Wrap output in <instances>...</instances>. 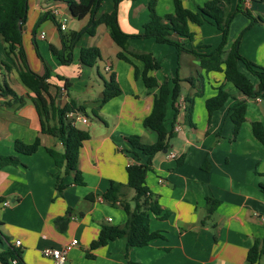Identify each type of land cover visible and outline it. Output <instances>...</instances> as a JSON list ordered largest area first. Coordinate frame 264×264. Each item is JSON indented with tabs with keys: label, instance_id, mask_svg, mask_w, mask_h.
Segmentation results:
<instances>
[{
	"label": "crops",
	"instance_id": "crops-1",
	"mask_svg": "<svg viewBox=\"0 0 264 264\" xmlns=\"http://www.w3.org/2000/svg\"><path fill=\"white\" fill-rule=\"evenodd\" d=\"M206 1L181 0V3L194 10ZM148 2H119L117 17L124 32H142L149 19ZM241 6L250 8L252 0H243ZM112 7L113 0H101L96 17L111 11ZM173 7V0H155V11L160 16L173 12ZM254 12L259 14L258 9ZM45 13L48 16L38 22ZM63 19L65 29L61 30L58 25ZM88 19L89 15L80 19L72 16L64 0H28L27 17L21 27L28 67L38 74L44 72L45 66L49 69L48 90L53 105L62 106L73 100L84 108V112H77L87 119L83 125L75 124L89 134L82 143L77 162L83 183H75L73 174L63 175L65 186L61 192L56 190L54 174H62V170L55 167L47 148L62 151L63 146L56 137L41 132V119L54 124L56 116L38 110L32 93L18 78L19 60L5 55V43L0 36V154L18 158L17 164L0 167V252L11 248L18 251V259L15 262L9 259V264H53L51 259L42 256L41 248L61 246L74 238L78 243L68 252L66 264H127L128 261L264 264V255L255 263L246 261L248 249L255 241L261 245L264 238V148L251 130L252 121H260L264 126V93L246 97L224 81L221 72H205L192 53H176L171 46L152 38H129L125 52L129 61L118 58L121 48L103 23L97 25L93 34L83 33L74 45L72 61L62 64L56 55L62 46L61 34L81 29ZM209 25L213 24L188 23L194 34L192 39L181 37L185 48L210 52L219 42L220 32L216 33L214 43L209 42L207 32L212 29ZM41 31L45 33L43 38L39 37ZM231 31L229 28L225 48L231 46L241 31L240 54L264 67V22L249 25V20L242 18L230 38ZM35 46L41 57L37 56ZM87 46H96L100 51L91 66L80 59V49ZM135 51L149 52L157 60L159 68L149 74L158 84L171 86L177 76L181 89L176 115L170 100L166 108L165 125L172 128L169 148L152 157V170L146 175L149 194L161 210L159 215L150 212L149 227L160 231L161 236L143 246H128L126 238L119 237L90 248L103 225L124 223L126 216L120 202L129 201L134 194L125 185L126 167L147 160L146 155L130 145L128 137L137 135L140 142L147 144L157 138L156 132L145 127L142 120L151 112L158 87L144 85L143 63L128 53ZM164 55L167 62L159 59ZM238 68L255 87L258 78L242 63ZM57 75L68 79V88ZM110 77L121 92L102 103L104 84ZM218 86L228 91L229 97L209 117L205 100L216 93ZM198 91L200 94L193 98L190 124L185 121L184 97ZM241 100L246 104L245 119L233 137L229 113ZM35 138L39 139V146L32 154L14 151L16 140L31 143ZM170 151L176 157H169ZM111 183L122 186L114 203L102 197ZM207 197L218 201L210 214L206 211ZM163 213L167 215L160 217ZM59 217L67 219L63 230L55 223ZM15 240L20 243L14 244ZM0 264L3 263L0 261Z\"/></svg>",
	"mask_w": 264,
	"mask_h": 264
},
{
	"label": "trees",
	"instance_id": "trees-1",
	"mask_svg": "<svg viewBox=\"0 0 264 264\" xmlns=\"http://www.w3.org/2000/svg\"><path fill=\"white\" fill-rule=\"evenodd\" d=\"M70 10L72 16L80 19L85 15H89L87 24L79 30H71L66 34H61L62 46L57 51L58 60L62 64H69L72 61V51L74 45L80 36L87 32L93 34L98 24L103 23L108 28V32L112 40L121 48L118 52V58L129 61L125 52L128 51V39L133 37L152 38L157 43H169L175 45L179 50H184L192 53L198 60L199 65L205 72L217 71L223 75V80L230 82L240 93L246 97H254L264 93V67L257 65L239 52L240 36L237 37L231 46L226 49L225 45L228 38L229 24L232 18V13L227 17L220 15L219 0H208L196 9L191 10L183 6L181 0H173V12L160 16L155 11V0L148 2L149 19L143 25V30L139 34H128L124 32L117 17V8L121 0H113L111 11L104 12L96 17V13L100 6L101 0H64ZM241 9L236 7V11ZM28 11V0H0V36L5 43L4 53L9 58L16 57L20 66L18 70V78L20 82L32 93V97L38 110L45 115L51 112L56 116L54 124L48 123L45 118L41 119V132L50 134L56 137L63 146L62 151L47 148V151L53 158L56 168L62 170V174H54L56 190L61 192L65 184L63 183V175L73 174L74 182L82 184L83 180L80 171L77 168L79 151L84 140L89 138L86 130L78 128L71 124V120L67 117V113L72 111L84 112L82 106L76 105L73 100H69L62 106H54L53 98L49 94L50 72L47 66L42 74H38L31 70L26 62L24 50L22 48V32L21 27L26 20ZM243 13L254 20L247 10ZM48 13L42 14L38 22L41 21ZM53 19L55 24L58 22ZM258 20L259 15L256 17ZM19 20L21 23L19 24ZM202 25L203 23L215 24L220 30L219 42L210 50V52H197L194 49L184 48L173 37L181 36L187 39H192L193 34L188 26V23ZM20 25V27H19ZM59 26V25H58ZM35 51L38 57H41L36 46ZM129 55L139 59L143 63L141 78L146 87H158V91L154 96L151 112L146 115L142 123L145 127L153 130L157 134L156 141L151 144L140 142L139 136L132 135L128 137V141L132 147L138 149L141 153L147 156L145 163H133L126 167L127 179L125 185L133 189L134 194L130 201H122L120 205L125 213V221L122 225H103L99 230L97 238L90 243V248H96L105 244L109 240L119 237L126 238L128 246H143L148 244L152 239L161 236L160 231H152L149 227L150 212L159 215L161 210L157 202L151 198L146 184V175L151 169L152 157L159 151L169 148V139L172 135V128H167L165 125V116L168 100L171 101L174 109V116L177 112V103L180 98L179 78L176 76L172 80L171 86L167 83L158 84L156 78L149 74V71L159 68V63L149 52H128ZM100 56V51L96 46H87L80 49L81 61L91 66ZM242 63L246 70L258 78V83L254 87L249 77L243 73L238 64ZM59 79L64 80V87L68 88L69 81L61 75H57ZM192 83L191 79H188ZM5 92L15 93L4 89ZM121 92L120 87L110 77L109 81L105 82L102 91L101 102H105L110 98L118 95ZM199 91L192 96L184 97L185 121L191 124V112L193 98L199 95ZM229 97L228 91L217 87L216 93L206 98L205 107L210 117L214 110L219 109L224 105ZM20 100L22 98L18 97ZM246 104L244 100L236 102L230 109V119L233 123V137L237 135L239 126L245 119ZM172 122V127H173ZM251 130L253 136L261 143L264 148V126L260 121L251 122ZM39 146V139L35 138L31 143H25L16 140L13 149L16 153L29 155L36 151ZM18 158L16 155L0 154V167L7 164H17ZM120 183H111L108 189L102 194V197L110 199L112 203L117 201L121 189ZM264 189V185L262 184ZM218 201L214 198L207 197L206 211L212 213ZM163 213L160 217H165ZM66 218L59 217L55 220L56 225L60 230H63L66 223ZM18 251L11 248L5 252H0V261L3 264H9V259H18ZM264 255V238L261 245L257 241L248 249L246 261L255 263L258 258ZM127 264H140L137 261H128Z\"/></svg>",
	"mask_w": 264,
	"mask_h": 264
},
{
	"label": "rangeland",
	"instance_id": "rangeland-1",
	"mask_svg": "<svg viewBox=\"0 0 264 264\" xmlns=\"http://www.w3.org/2000/svg\"><path fill=\"white\" fill-rule=\"evenodd\" d=\"M242 1L243 0H219V4H220V15H222L223 17H227L229 15V13H232V18H231V21H230V24H229L230 30L232 29L231 34H230V38L236 32L237 26H238V21L240 19H242V18L248 19L249 20V25H252L253 23L262 24L264 22V0H252V6L250 8H247V9H245V8L243 9V7L241 6L242 5ZM237 6H239V8L241 9V11L240 10L236 11V7ZM255 9H258L259 14H256L254 12ZM243 10H247L250 13V15L252 17H254V20H252L247 15H245L243 13ZM239 14H241V15H239ZM258 15H259V18H261L262 20H258L256 18ZM206 26H208V25H206ZM209 26L212 29H211V31L209 33L207 32V34L210 37L207 40L209 42L214 43L215 42V39H217L215 35H217L216 33L217 32H220V30L216 27L215 24L214 25H209ZM204 32H205V29H202V34L203 35H205ZM239 35H242V32L241 31L238 32V36L237 37H239ZM176 40L178 41V43H180L185 48V44L183 43V40L181 39V36H178L176 38ZM164 44H167V45L171 46L176 51V53H179L181 51H184V50H179L175 45H172V44H169V43H164ZM167 45H164V46H166L167 48H171V47H168ZM159 57H160L159 58L160 60H162L164 62H167V60H165L163 58V57H165V55L164 56H159ZM196 77L197 76H194L195 79H197ZM88 115H89V117L93 121L95 120L93 114L90 111H88ZM80 125H83V124L81 123ZM129 202L131 204L133 203L130 200H129Z\"/></svg>",
	"mask_w": 264,
	"mask_h": 264
},
{
	"label": "built area",
	"instance_id": "built-area-1",
	"mask_svg": "<svg viewBox=\"0 0 264 264\" xmlns=\"http://www.w3.org/2000/svg\"><path fill=\"white\" fill-rule=\"evenodd\" d=\"M53 13L54 14L57 13L56 9L53 10ZM59 28L61 30L65 29V19L60 21ZM44 36H45V33L43 31H41L39 33V37L43 38ZM67 117L70 118L72 125H75L77 122H80L83 124L87 122V119L77 111H72V112L67 113ZM168 156L171 158H174V157H176V153L173 151H170L168 153ZM3 204L7 205L8 202H4ZM107 220L110 221L111 218L108 217ZM19 243H20L19 240H15V242H14V244H16V245H18ZM77 243H78L77 239L73 238L69 242H67L61 246H45V247L41 248V254H42V256L51 259L53 264H66L68 252L74 246H76ZM13 262H15V259H13Z\"/></svg>",
	"mask_w": 264,
	"mask_h": 264
},
{
	"label": "water",
	"instance_id": "water-1",
	"mask_svg": "<svg viewBox=\"0 0 264 264\" xmlns=\"http://www.w3.org/2000/svg\"><path fill=\"white\" fill-rule=\"evenodd\" d=\"M21 23V20H19V24ZM19 27H20V25H19ZM163 151H166V149H164Z\"/></svg>",
	"mask_w": 264,
	"mask_h": 264
}]
</instances>
